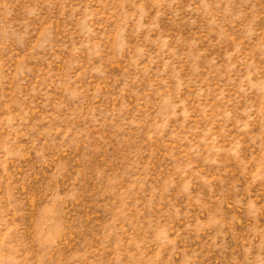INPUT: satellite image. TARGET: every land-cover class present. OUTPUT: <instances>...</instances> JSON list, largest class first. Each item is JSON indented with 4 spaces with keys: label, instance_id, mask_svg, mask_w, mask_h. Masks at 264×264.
I'll list each match as a JSON object with an SVG mask.
<instances>
[{
    "label": "rangeland",
    "instance_id": "obj_1",
    "mask_svg": "<svg viewBox=\"0 0 264 264\" xmlns=\"http://www.w3.org/2000/svg\"><path fill=\"white\" fill-rule=\"evenodd\" d=\"M0 264H264V0H0Z\"/></svg>",
    "mask_w": 264,
    "mask_h": 264
}]
</instances>
